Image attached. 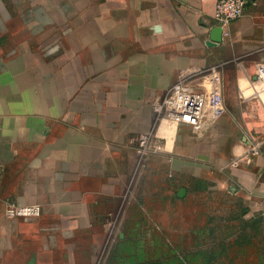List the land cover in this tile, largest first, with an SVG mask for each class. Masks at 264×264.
<instances>
[{
  "label": "crops",
  "instance_id": "crops-1",
  "mask_svg": "<svg viewBox=\"0 0 264 264\" xmlns=\"http://www.w3.org/2000/svg\"><path fill=\"white\" fill-rule=\"evenodd\" d=\"M217 1L0 0V264H145L150 225L179 264H264V0L227 36ZM213 68L222 114L198 134L156 126L179 77L209 88ZM152 131L135 173L132 140ZM212 189L227 198L216 216L192 217Z\"/></svg>",
  "mask_w": 264,
  "mask_h": 264
},
{
  "label": "built area",
  "instance_id": "built-area-1",
  "mask_svg": "<svg viewBox=\"0 0 264 264\" xmlns=\"http://www.w3.org/2000/svg\"><path fill=\"white\" fill-rule=\"evenodd\" d=\"M246 4L247 0H218L216 2L212 18L224 36L228 35L229 24L242 16ZM254 75L255 82L264 88V63L255 65ZM192 76V74L180 76L166 95L153 104L156 126L162 123L184 124L198 134L205 124L216 120L222 114L223 97L220 72L214 68L209 71L207 76L210 81L209 88H194L191 85ZM154 136L155 133L152 131L132 140L137 160L135 173L142 168L145 157L153 149ZM256 155H259V147L254 145L248 150V156ZM3 215L8 219L38 217L40 208L5 204ZM261 215L264 218V202L261 206Z\"/></svg>",
  "mask_w": 264,
  "mask_h": 264
},
{
  "label": "rangeland",
  "instance_id": "rangeland-1",
  "mask_svg": "<svg viewBox=\"0 0 264 264\" xmlns=\"http://www.w3.org/2000/svg\"><path fill=\"white\" fill-rule=\"evenodd\" d=\"M255 86H257L258 88H262L258 83ZM135 185L136 187H138L137 183L131 184L130 187L133 188ZM225 200H227V198L222 196L221 192L216 189H212L209 192L199 194L196 197V206L193 208L192 217L199 218L203 215H206L205 212H209V214H215L211 215L210 217L216 216L217 211H219L220 207L222 206L219 203ZM115 227L116 230L114 232H118V230L120 231L123 228V226ZM141 230H144V232H141ZM153 230L154 226L151 225L138 227V238H141V242L144 243L142 246V251L145 255V257L143 258H139V262L143 261L145 264H172V262H177V264L181 263L180 259L184 258L174 256V251L169 244L168 234L161 232L158 238V233H156L157 231L154 232ZM182 244L184 243L182 242Z\"/></svg>",
  "mask_w": 264,
  "mask_h": 264
},
{
  "label": "water",
  "instance_id": "water-1",
  "mask_svg": "<svg viewBox=\"0 0 264 264\" xmlns=\"http://www.w3.org/2000/svg\"><path fill=\"white\" fill-rule=\"evenodd\" d=\"M213 42H217V41H213ZM184 194H185V190L184 189H180L177 192V197L178 198H182L184 196Z\"/></svg>",
  "mask_w": 264,
  "mask_h": 264
}]
</instances>
